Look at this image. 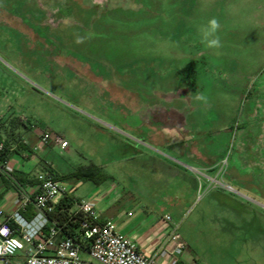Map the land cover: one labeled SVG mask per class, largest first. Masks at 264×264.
Here are the masks:
<instances>
[{"label": "rangeland", "instance_id": "374dc122", "mask_svg": "<svg viewBox=\"0 0 264 264\" xmlns=\"http://www.w3.org/2000/svg\"><path fill=\"white\" fill-rule=\"evenodd\" d=\"M211 18L221 25L219 48L202 42L200 28ZM262 44L264 0H0V138L16 142L31 133V124L62 136L68 148L50 144L44 156L60 175L91 165L109 175L100 184L66 179L76 198L94 197L112 176L117 191L136 200L135 209H147L160 222L169 213L187 245L177 264H264V203L258 196L229 183L236 194L216 178L210 188L188 167L183 175L192 181L182 176L168 182L156 178L159 172L147 157L126 158L128 135L140 137L126 126L138 121L130 91L138 102L153 105L180 75V88L193 101L197 74L211 71L209 80H216V70H249ZM94 72L109 76L102 81ZM230 78L245 81L246 92L228 101L232 106L227 104L223 119L231 132L212 136L213 151L223 153L221 177L238 150L235 123L256 81L255 74ZM210 116L219 118L214 111ZM244 142L253 148L251 140ZM235 158L254 171V157ZM26 170H34L32 163ZM221 191L246 211L236 212L227 199L219 203Z\"/></svg>", "mask_w": 264, "mask_h": 264}, {"label": "crops", "instance_id": "0c3cea01", "mask_svg": "<svg viewBox=\"0 0 264 264\" xmlns=\"http://www.w3.org/2000/svg\"><path fill=\"white\" fill-rule=\"evenodd\" d=\"M261 54L250 64L251 69H241L233 74L232 69L227 71L216 70L219 73V78L209 80V72L205 74H197L194 81L198 88L197 94L203 95L204 100H197L192 96L182 92L180 88L181 80L174 86L173 90L163 91L161 99L151 104L148 101L138 102L130 91L129 106L133 111V116L138 118V121L132 120L126 126L132 132L142 137L129 136L130 143L126 144V158L147 157L156 165V178H162L168 182H173L182 178V176L192 181V177L183 175V168L188 167L194 173L205 178L208 187H214V178L220 179V187L234 190L229 183L235 184L239 188L246 189L251 194L258 196L264 203V46L261 45ZM215 57V56H214ZM222 55L218 54V59ZM222 61V58H220ZM244 64V63H243ZM224 67L221 65L219 67ZM215 71V70H214ZM95 77L104 80L109 74L104 76L100 72H94ZM255 74V83L249 89L248 96L245 97L246 108L242 113V119L238 124L235 123L236 129H239L237 135L238 150L233 154L231 165L228 172L221 177L219 175V162L223 157V153H215L213 151V134H221L224 131L230 133L229 129H233L228 121H224L226 114L225 110L228 101L239 94L244 96L246 92L245 81L239 82L232 78L246 77ZM132 77H138V74H131ZM144 75V74H143ZM202 78H205L204 80ZM203 80V81H202ZM193 82V83H194ZM178 86V87H177ZM177 88V89H176ZM232 98V99H233ZM232 102V101H231ZM235 104V103H234ZM238 103L233 107L238 110ZM248 104V105H247ZM229 106H232L231 104ZM218 113L219 118L210 116V112ZM228 113V112H227ZM229 114V113H228ZM234 112H232V115ZM23 126L29 128L26 118L21 117ZM229 123V124H228ZM32 131L30 134L18 138L16 142L9 141L10 158L9 164L14 168V172L10 177L6 175L0 176V220L6 217H12L19 211V192L21 190H31L34 183L33 176L39 170L45 167L51 168L55 175L61 176L59 171L48 163L45 157L48 153L49 145L40 144L41 129L37 125L31 124ZM211 126H215L212 127ZM219 126V127H216ZM43 131V130H42ZM144 132L145 135H141ZM245 133L248 134L245 136ZM38 136V138L36 137ZM252 141L253 148L245 147V139ZM20 144H23L20 146ZM39 149H35V148ZM161 148V150H160ZM39 153H37V152ZM20 156V157H19ZM254 157V171L245 170L241 161L235 157ZM22 158L25 160H22ZM186 159L191 166H187L182 160ZM28 162L32 163L34 170H26ZM103 169V166H100ZM104 171V169H103ZM185 173V172H184ZM106 174V173H105ZM109 176V175H108ZM111 183L105 186L103 190L95 194L94 199L97 204V210L100 218L103 221L112 220L115 222L117 231L130 238L139 248L140 251L148 254H153L160 247L162 241L167 234V228L163 221L160 222L147 209H135L136 200L131 197H126L117 191V183L111 176ZM20 179L23 183H20ZM226 181V183L223 181ZM33 182H29V181ZM68 184L69 182L65 180ZM70 186V184H69ZM71 187V186H70ZM71 187V194L76 197ZM235 191V190H234ZM236 194L239 191H235ZM217 197L219 203L226 202L234 204L236 212L242 213L246 211L244 204L239 202L237 198L228 196L225 192H219ZM240 194V193H239ZM172 202V201H170ZM228 204V205H230ZM233 206V207H234ZM22 213V212H21ZM23 215L27 213H22ZM170 215L164 213V215ZM163 215V217H164ZM261 215V213L259 214ZM171 216V215H170ZM160 264H167L164 260L159 261Z\"/></svg>", "mask_w": 264, "mask_h": 264}, {"label": "built area", "instance_id": "2783aa9c", "mask_svg": "<svg viewBox=\"0 0 264 264\" xmlns=\"http://www.w3.org/2000/svg\"><path fill=\"white\" fill-rule=\"evenodd\" d=\"M39 136L41 145L62 149L69 146L62 136L49 131L43 130ZM4 147V140H0V175L11 177L14 168L9 160L2 159ZM33 180L31 190L19 192V211L0 220V264H160V260L176 264L177 256L187 248L178 224L167 214L163 221L170 231L160 247L153 254L140 251L130 238L117 231L115 222L101 220L94 199H75L71 213L83 214L84 221L79 237L68 236L50 216L56 205L71 194V187L49 167L36 172Z\"/></svg>", "mask_w": 264, "mask_h": 264}, {"label": "trees", "instance_id": "16d2710c", "mask_svg": "<svg viewBox=\"0 0 264 264\" xmlns=\"http://www.w3.org/2000/svg\"><path fill=\"white\" fill-rule=\"evenodd\" d=\"M238 127V124L236 125ZM0 140H2L0 138ZM4 150L1 153L2 159L4 161H8L10 158V144L9 141L4 140ZM23 144H20L22 146ZM2 176V174L0 175ZM59 179L66 180L70 178H84L93 180L95 183L100 184L101 182L105 181L109 178L107 174L104 173L103 169L100 166L91 165L88 167H83L81 169L76 170L75 172L66 175V176H57ZM10 177H8V184L10 181ZM20 183H23L20 179H17ZM33 182V181H29ZM75 199L72 194L66 195L59 204L56 205L54 212L51 214V220L57 221L59 227L62 228L63 232L72 237H79L80 233V226L84 221V216L81 213L72 214L71 210L75 206ZM25 216L30 217V214H25ZM9 219V218H8ZM12 221V220H11ZM178 263V262H177ZM176 263V264H177Z\"/></svg>", "mask_w": 264, "mask_h": 264}, {"label": "clouds", "instance_id": "9594fccd", "mask_svg": "<svg viewBox=\"0 0 264 264\" xmlns=\"http://www.w3.org/2000/svg\"><path fill=\"white\" fill-rule=\"evenodd\" d=\"M221 25L218 19L211 18L208 20L206 25H202L200 28V32L202 34V42L206 43L209 48H219L221 47V41L219 36L216 35ZM77 42H82L78 40ZM197 100H204L205 97L203 95H197Z\"/></svg>", "mask_w": 264, "mask_h": 264}]
</instances>
